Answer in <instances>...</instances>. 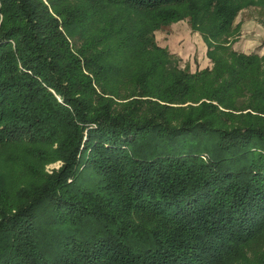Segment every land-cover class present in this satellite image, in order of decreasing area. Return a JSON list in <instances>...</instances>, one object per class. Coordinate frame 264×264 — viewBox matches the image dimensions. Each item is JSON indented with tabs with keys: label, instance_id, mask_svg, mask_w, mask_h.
Here are the masks:
<instances>
[{
	"label": "trees",
	"instance_id": "16d2710c",
	"mask_svg": "<svg viewBox=\"0 0 264 264\" xmlns=\"http://www.w3.org/2000/svg\"><path fill=\"white\" fill-rule=\"evenodd\" d=\"M263 2L0 0V264H264Z\"/></svg>",
	"mask_w": 264,
	"mask_h": 264
},
{
	"label": "rangeland",
	"instance_id": "374dc122",
	"mask_svg": "<svg viewBox=\"0 0 264 264\" xmlns=\"http://www.w3.org/2000/svg\"><path fill=\"white\" fill-rule=\"evenodd\" d=\"M46 2L48 0H45ZM182 25L176 31L173 27L159 30L156 32V38L161 46H168L180 62L182 68L189 67L192 71L210 67L213 65L211 59L207 55V44L198 32H192L189 23L185 20L179 23ZM236 36L232 42L239 40ZM171 46V47H170ZM254 53V52H253ZM62 165L61 161H56L47 165V170L52 172L53 169H58Z\"/></svg>",
	"mask_w": 264,
	"mask_h": 264
},
{
	"label": "crops",
	"instance_id": "0c3cea01",
	"mask_svg": "<svg viewBox=\"0 0 264 264\" xmlns=\"http://www.w3.org/2000/svg\"><path fill=\"white\" fill-rule=\"evenodd\" d=\"M182 21L172 24L174 31L182 26L179 24ZM234 27L238 34L236 38L239 39L232 44L235 50L264 55V2L241 10L234 21Z\"/></svg>",
	"mask_w": 264,
	"mask_h": 264
}]
</instances>
